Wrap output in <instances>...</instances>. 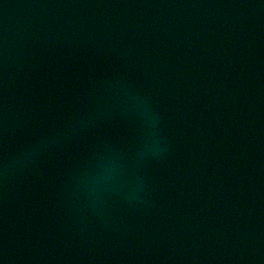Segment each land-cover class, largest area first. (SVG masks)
Returning <instances> with one entry per match:
<instances>
[{"label":"water","instance_id":"95a60500","mask_svg":"<svg viewBox=\"0 0 264 264\" xmlns=\"http://www.w3.org/2000/svg\"><path fill=\"white\" fill-rule=\"evenodd\" d=\"M0 264H264V0H0Z\"/></svg>","mask_w":264,"mask_h":264}]
</instances>
